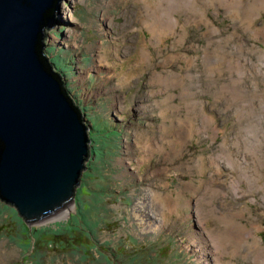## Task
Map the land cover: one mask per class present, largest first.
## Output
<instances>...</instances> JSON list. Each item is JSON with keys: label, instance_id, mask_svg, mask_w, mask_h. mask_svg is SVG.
<instances>
[{"label": "rangeland", "instance_id": "rangeland-1", "mask_svg": "<svg viewBox=\"0 0 264 264\" xmlns=\"http://www.w3.org/2000/svg\"><path fill=\"white\" fill-rule=\"evenodd\" d=\"M160 1L61 0L44 55L64 70L101 156L86 161L78 202L46 221L28 226L0 201V264H217L215 245L229 252L219 264H257L252 240L233 232L245 225L264 246V38L254 34L264 6L243 0L241 25V9L196 0L171 10L180 24L156 41L145 21ZM162 2L159 27L178 0ZM160 76L179 84L160 87ZM149 190L173 212L144 218V231L134 208Z\"/></svg>", "mask_w": 264, "mask_h": 264}, {"label": "water", "instance_id": "water-1", "mask_svg": "<svg viewBox=\"0 0 264 264\" xmlns=\"http://www.w3.org/2000/svg\"><path fill=\"white\" fill-rule=\"evenodd\" d=\"M60 2L0 0V201L28 226L73 204L91 145V127L43 52Z\"/></svg>", "mask_w": 264, "mask_h": 264}, {"label": "bare ground", "instance_id": "bare-ground-1", "mask_svg": "<svg viewBox=\"0 0 264 264\" xmlns=\"http://www.w3.org/2000/svg\"><path fill=\"white\" fill-rule=\"evenodd\" d=\"M163 0H161L160 1V6L162 7V9L161 10H153L154 12V14H147V16H148V18H149V20H147V21H145V24H148L149 25V29H150V31H151V33H152V35L154 36V38H155V40L156 41H161V40H158L159 39V37L162 35V33H164L165 31H166V29H167V31H169V30H172V28H174L176 25H178V24H180L179 22H178V20L173 16V14H172V9H174L173 10V13H177V10L179 9L180 10V12H182V11H184V8L185 7H191L192 9L193 8H196V6H197V2H196V0H178V2L177 3H175L174 5H173V7H171V9H169V10H166L165 11V15L163 16V14H162V18H161V21H160V27L159 26H157V24H158V20H159V14L161 13V11L163 10V2H162ZM213 2H215V3H217V4H219L221 7H223V8H230V9H232V8H238V9H241L242 10V12H241V15H239V21H240V24L241 25H246L247 23H250L249 22V17L251 16V13H249V7L247 6V9H244V7H245V5H247L248 3H246V2H244L243 0H205V3H206V5H214L213 4ZM252 2H255V4L254 5H252V6H264V2H263V0H253ZM204 3V4H205ZM199 4V3H198ZM168 7H170V4L168 5ZM205 7V6H204ZM209 7H211V6H209ZM261 7V8H262ZM185 9H187V8H185ZM216 9V8H215ZM263 9H264V7H263ZM196 10V9H195ZM201 10V9H200ZM229 10V9H228ZM186 11V10H185ZM191 11V13L193 12V13H195V11H192V10H190V8H189V10H188V12H190ZM230 11V10H229ZM234 16V15H233ZM237 16V15H236ZM199 17H200V19L201 18H203V15L202 14H200L199 15ZM232 19H234L233 17H232ZM157 20V21H156ZM158 27V28H157ZM162 27V28H161ZM158 29L160 30L159 32H158ZM246 29H248V28H246ZM215 30V29H214ZM254 34L256 35V37H258V36H261L262 38H264V27H262V28H259V29H256L255 31H254ZM264 40V39H263ZM44 48H45V45H44ZM242 49V48H241ZM210 58V57H209ZM207 61H208V59H207ZM206 61V62H207ZM215 61V60H214ZM210 64V63H209ZM232 66V65H231ZM208 67V66H207ZM210 68V67H209ZM230 69H232L231 67H230ZM171 81V82H170ZM178 79L177 78H175V79H171V78H169V77H164V76H160L159 77V79H157V83H158V85H160V87H168V85L170 84H173V83H175V84H179L178 83ZM169 83V84H168ZM151 84H154V81L151 83ZM119 102H120V100H119ZM121 104L122 103H119V106H121ZM201 115V114H200ZM203 115V114H202ZM201 115V116H202ZM205 118L204 119V122L206 123V124H209L210 125V123H211V120L208 118V117H206L205 115H203L202 116V118ZM202 121V120H201ZM184 122H186V121H184ZM190 122V121H189ZM184 124V123H183ZM211 126V125H210ZM178 127V129H182V127H184V129L186 130L187 128H188V130L190 131V133H189V137L190 136H192V133L195 131V128L193 129V127L191 128H189V126H183V125H179V126H177ZM215 134L216 133H213V136L215 137ZM176 139H178V141L180 142L181 140H182V132H180V133H178V136H176L175 137ZM258 139V138H257ZM229 160L231 161V163H233L234 164V161H233V159H232V157H229ZM234 166V165H233ZM150 209V211H151V213H149V212H147L146 211V209ZM235 211V210H234ZM245 211V210H244ZM166 212H173L172 211V208L170 207V206H168V205H166V203L165 202H163V199L161 198V197H158L157 196V194L156 193H154V192H151L150 190H149V192H148V196H147V199H146V201H144V202H138L137 203V205L135 206V208H134V216H135V218L137 219V221H138V223H139V225H141L142 227H143V230L145 231V230H153V226H152V224H150V221H148L147 223L146 222H144V218H146V219H152L153 217H156L157 215H164ZM148 213V214H147ZM239 213H241V212H239ZM243 213V212H242ZM200 215V214H199ZM153 216V217H152ZM234 216V215H233ZM154 219H156V218H154ZM231 221V219L230 220H228V223ZM158 223L159 224H162L163 223V220H161V219H158ZM242 224V223H241ZM238 227H239V231H235V232H233V233H235V235L237 236V237H239L240 239L238 240L239 242H242L241 244H244V243H248V241H250V239L252 240L251 242H252V245H253V249H255V254H254V256H255V260H256V262H257V264H264V246H261L260 245V240L259 239H257V237H255L254 238V236H253V230L252 229H250V230H248L246 227H244V226H241V225H239V224H236ZM227 226H228V224H227ZM235 226V225H234ZM252 230V231H251ZM234 235V234H233ZM232 238V237H231ZM196 239V238H195ZM203 240L202 239V237L200 238V237H198L197 238V240ZM236 240V239H235ZM204 241V240H203ZM237 241V240H236ZM213 242V241H212ZM219 243L221 242V243H224L225 242V239L224 240H219L218 241ZM231 242V241H230ZM233 243H234V241H232ZM220 243V244H221ZM238 243V242H237ZM236 243V244H237ZM200 244H201V247H200V250L202 251V257H200V258H204V257H207L208 255H210V251H209V249L208 248H206V244H205V242H200ZM232 244V243H231ZM241 244H239V245H241ZM235 245V244H234ZM238 245V246H239ZM251 245V246H252ZM210 246V245H209ZM215 250H217V251H219L220 250V256H214V258L215 259H217V264H219V259H220V257L221 256H224V255H228V248H227V250H225V247L223 246V245H215ZM228 247V246H227ZM230 247H232V246H230ZM240 248V247H239ZM252 251V250H251ZM240 253V252H239ZM250 253V252H249ZM217 254V253H216ZM251 259V258H250ZM200 260V259H199ZM254 264H255V262H254Z\"/></svg>", "mask_w": 264, "mask_h": 264}, {"label": "trees", "instance_id": "trees-1", "mask_svg": "<svg viewBox=\"0 0 264 264\" xmlns=\"http://www.w3.org/2000/svg\"><path fill=\"white\" fill-rule=\"evenodd\" d=\"M59 32H61V31H59ZM43 52H45V48H44V51ZM51 63H53L54 64V61H53V59H52V61H51V59H50V65H51ZM52 66V70H53V66H56V65H51ZM56 69L54 70L59 76H60V78L62 79V83H63V86H64V82H63V77L65 76V74H64V70L63 69H61V68H58V67H55ZM64 88H65V86H64ZM65 90H66V93H67V95L69 96V98H70V94H69V91L65 88ZM70 101L74 104V102L72 101V99L70 98ZM75 105V104H74ZM77 107V106H76ZM78 109H79V111H80V113L81 114H83L84 113V109L82 108H80V107H77ZM96 121H99L98 119L96 120ZM100 122V121H99ZM86 124H88L89 125V122H88V119L86 118ZM105 127L106 128H113L112 126H110V125H108L106 122H105ZM91 129V128H90ZM114 129V128H113ZM92 130H93V128L91 129V132H92ZM89 133V138H90V140H91V145H90V150H89V157H88V163L90 162V161H92V158H93V156H94V161L96 160V159H98L99 157H97L98 156V149H99V147H101V145H99V147H97V141H99L100 139V136H99V133H97V131H94L93 133ZM93 134V135H92ZM92 136V137H91ZM93 166V165H92ZM88 168V170L86 171V173H84L83 175H82V178H81V181H80V186H81V182L83 181V179H84V176L87 174V172H89V170L92 168V167H87ZM79 186V187H80ZM78 187V188H79ZM78 188L76 189V193H75V197H74V200H75V202L77 203L78 202V200H77V196L79 195L78 194ZM80 207V206H79ZM80 209H81V207L80 208H77V211H76V215L78 214V211H80ZM70 219L71 218H69V220L67 221V222H65V223H63L62 225H56V228L57 229H61V228H63L64 227V225H66L67 223H69V221H70ZM66 226H68V225H66Z\"/></svg>", "mask_w": 264, "mask_h": 264}]
</instances>
